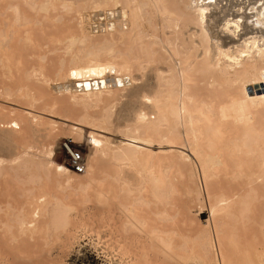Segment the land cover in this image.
<instances>
[{
    "label": "bare ground",
    "instance_id": "bare-ground-1",
    "mask_svg": "<svg viewBox=\"0 0 264 264\" xmlns=\"http://www.w3.org/2000/svg\"><path fill=\"white\" fill-rule=\"evenodd\" d=\"M0 98V264H264V0H0Z\"/></svg>",
    "mask_w": 264,
    "mask_h": 264
},
{
    "label": "rangeland",
    "instance_id": "rangeland-1",
    "mask_svg": "<svg viewBox=\"0 0 264 264\" xmlns=\"http://www.w3.org/2000/svg\"><path fill=\"white\" fill-rule=\"evenodd\" d=\"M50 53H48V55H47V57H48L47 58V60H48L47 68H48V65H50L51 60L53 59L51 62L52 63L51 66H49V68H48L49 70H52L54 68V65H56V63H58V61L61 58H64V56H61L62 55L61 52H59V53L58 52H55V53L52 52L53 54H50ZM58 54H60V55H58ZM55 59H56V61H55ZM53 62L55 63L54 65H53ZM59 99H61V97H59ZM61 100H64V99H61ZM0 105L3 106V108H5L6 110H12V109H17V110L24 109L25 110L26 109L25 111L31 110L34 113L36 112L37 115H40L46 119H49L50 116L52 117L51 114H48L46 112H42V111L37 110V109H29V108H27L21 104L10 102V101L4 100L2 98H0ZM54 118L57 119V120L55 119V121H57L58 124H60L59 126L63 125V127H64L66 125V127H68L69 124H70V126H72L73 123H74L73 124L74 126H75V124L77 125L76 127L79 126L77 122H75L71 119H66V118L59 117V116H55V117H52L50 119L53 120ZM63 122H66V123H63ZM67 123H69V124H67ZM60 158H61V156H60ZM82 171H83V169L82 170L80 169V171L78 173L83 174ZM205 210L207 211V209H204V211H203L204 214L206 213ZM203 216H205V215H203ZM203 216H202V218H205ZM101 230L103 233V234L102 233L101 234L104 236L103 239L99 241V240H97L96 235L93 234L92 239L96 240L95 241L96 245L94 247H91L87 243V241L84 242L83 245H86V246L84 247L83 251L78 254V257H76V256L72 257L74 260V261H72V264H122V260L119 259L116 251H114V248L116 245L113 246V244L111 242H107V241H110L112 239V238H110L112 235L110 232V229L104 228ZM101 230H100V232H101Z\"/></svg>",
    "mask_w": 264,
    "mask_h": 264
}]
</instances>
